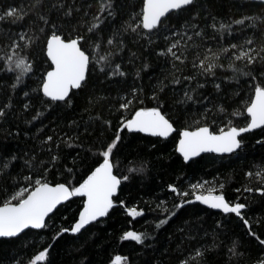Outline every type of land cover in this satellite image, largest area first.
Here are the masks:
<instances>
[{"label": "snow or ice", "instance_id": "obj_1", "mask_svg": "<svg viewBox=\"0 0 264 264\" xmlns=\"http://www.w3.org/2000/svg\"><path fill=\"white\" fill-rule=\"evenodd\" d=\"M250 6L257 7L259 12L242 15L228 23L217 21L202 0H140L139 11L129 13L118 27L113 26L121 16L118 0H28L27 6L5 4L0 8V22L19 28L15 32L9 28L3 33L7 43L0 48V72L13 74L10 89L13 92L20 89L27 98L23 111L30 115L28 123L39 120L45 111L61 106L71 108L76 96L90 87L94 73L104 80L126 79L128 73L117 61H122L128 48L127 37H131L135 44L142 43L145 50L153 49L158 58L170 64L165 78L167 82L160 81L150 97L155 106L138 107L129 113L134 102L144 104L140 97L142 88L132 87L131 99L128 95L120 97L118 111L123 110L129 115L120 120L114 137L98 146L94 153L98 159L76 183L70 180L52 182L48 176L60 164L62 145L69 148L79 146L78 133L42 138L39 133L43 128L39 129L36 138L40 140V151H25L18 171L16 162L21 157L15 154L0 157V238L12 240L26 231L35 230L39 235L49 229H56L55 240L66 234L77 237L89 225L109 217L117 207H122L128 217L143 216V210L127 207L119 197L122 185L147 168V161L143 160L138 167H121L122 162L117 156L124 142L121 133L125 131L164 140L175 134V151L185 164L202 153L221 156L236 153L244 146V134L257 129L264 132V0H250ZM209 18L212 21L210 25L205 23ZM208 28L213 35L209 36ZM257 32L260 33L259 40ZM238 36L243 37L242 42L229 41L226 46H211L212 41H223L226 37L237 39ZM157 46L159 51H155ZM225 59L227 65L222 62ZM135 60L139 57L132 52L129 63ZM148 67L147 63H142L136 77ZM185 69H188L187 73ZM221 71H230L231 75L221 77ZM33 77L36 87L30 91L23 90V87H30L25 80ZM209 80L217 93L225 84L236 85L237 88L247 84L250 92L244 98L241 91H235V96L240 99L234 100L233 104L238 107L229 112L225 104L212 103L200 92ZM169 85H183L182 95L175 99V118L167 107L166 95H162ZM103 99L106 97L99 98L97 103ZM89 103H92L91 99ZM12 111L13 100L9 96L0 104V121L7 120ZM214 114L224 117L221 120L224 126L217 123ZM233 117H244L247 121L245 126H238ZM103 123L111 127V121ZM68 127L79 128L80 125L73 121ZM84 131L88 132L87 125ZM256 143L264 147V140ZM64 171L75 179L78 169L67 167ZM246 175L249 178L255 176L264 185V167ZM190 188L191 192L181 190L176 184L168 185L169 191L181 198L179 204H174L175 209L199 202L208 209L241 217L249 226V235L256 236L249 220L243 218L248 205L227 200L222 191L223 183L219 184V191L207 180L192 183ZM244 192H258L264 198V186L245 187ZM76 198L81 200V204L74 222L70 227L60 225L57 228L56 214ZM176 215V211H171L164 218H158L155 227H164ZM63 218L68 219L67 216ZM221 227L219 223L216 225L217 229ZM151 238L146 232L133 230L125 231L121 236L122 241H134L140 245ZM256 239L259 245L264 246V239L258 236ZM216 240L214 237L213 245L198 249L196 255L203 256L204 251L218 249ZM239 246V241H232L228 247L229 259L243 255L238 251ZM51 248L52 244L43 247L28 259L27 264H52ZM11 264H21V261L13 258ZM111 264H130V261L127 256L115 255ZM254 264H264V256L258 257Z\"/></svg>", "mask_w": 264, "mask_h": 264}, {"label": "trees", "instance_id": "obj_2", "mask_svg": "<svg viewBox=\"0 0 264 264\" xmlns=\"http://www.w3.org/2000/svg\"><path fill=\"white\" fill-rule=\"evenodd\" d=\"M208 7L209 13L216 16L217 21L230 23L234 18H240L245 14L259 12L255 6H250V0H202ZM28 0H0V8L5 4L27 6ZM121 6V16L114 23L118 27L123 19H127L129 13L140 9V0H118ZM207 15V13H206ZM26 23V22H25ZM205 23L211 24L209 18ZM11 28L13 32L18 31L16 25H9L7 22H0V48L7 43L3 33ZM209 36L213 35L211 28L207 29ZM251 35V31L248 32ZM257 40L260 33H256ZM128 48L123 53L122 69L128 73L126 79L117 78L115 81L104 80L94 73L90 81V87L79 93L73 101L71 108L61 106L53 110L45 111L44 116L37 121L28 123L29 113L23 111V104L28 103L23 92L17 89L13 92L10 89L13 83V74L4 75L0 72V104L6 102L11 96L13 100V111L5 121H0V157H9L13 154L21 157L17 161V171L23 164V153L35 150L40 151L37 134L38 130L42 138L47 135H61L78 133L80 136L77 144L69 148L62 145L60 149L61 161L57 168H54L48 178L52 182L70 180L72 183L79 181L91 168L97 156L98 146L114 134L119 127L120 120L138 107H152L155 102L150 99L153 89L160 81H166L170 64L163 58H158L153 49L145 50L143 44H135L131 37H127ZM243 37L237 39L226 37L223 41H212L213 48L219 45H227L229 41L242 42ZM157 46L155 51H159ZM135 52L139 60L129 63L131 53ZM2 55V52H0ZM227 65L228 61H222ZM142 63L149 67L140 71V76L135 73L141 68ZM188 69H185L187 73ZM221 77L231 75L230 71L219 72ZM35 77L26 79L25 83L30 87H23V90L30 91L36 87ZM202 82H204L202 80ZM216 82H220L217 80ZM132 87L142 88L140 97L144 104L134 102L129 113L119 110L120 97L128 95ZM183 85H169L162 95L167 97V107L170 114L175 118V99L182 95ZM241 91L244 98L250 92L247 84L222 85V91L217 93L213 82L207 81L206 87L200 92L208 96L212 103H223L228 111H233L239 100L235 91ZM101 97L106 99L97 103ZM92 103H89V100ZM211 107V104H209ZM40 108V105H37ZM217 123L224 126L221 120L223 116L214 114ZM99 116L100 119H96ZM234 123L238 126H245L244 117H233ZM73 121L80 127L70 128ZM111 121V127L103 123ZM85 125L88 132L85 133ZM55 130V131H53ZM19 132V135L16 133ZM124 137L121 152L117 158L122 162L121 167H138L140 161H147L146 171L141 174H134L131 181L122 185L119 193L120 200L124 201L127 207H137L143 210L144 215L136 218L128 217L122 207L114 209L109 217L101 222L95 223L84 230L77 237L65 235L59 240L54 239L56 229L43 230L39 235L35 230L27 231L19 238L12 240H0V264H11L13 258L19 259L21 264H27L28 259L42 250L48 244H52L50 259L52 264H111L115 255H123L129 258L130 264H254V261L264 256V246L259 245L256 239H264V198L258 192H244L245 187H261L259 180L253 176L249 178L246 174L249 171L255 173L259 168L264 167V147L257 144V140H264V132L261 130L244 136V146L231 156L220 157L205 155L188 164L175 151V134L167 140L152 138L136 133H121ZM155 145V147H153ZM91 149V151H89ZM72 167L78 169L75 179L67 174L64 169ZM207 180L214 184L219 191V184H224L223 194L230 202H242L248 205L244 210L243 218L249 220L252 232L256 236L249 235V226H246L241 217L235 215H223L222 213L204 208L200 205L185 206L183 209H175L174 204H179L181 198L171 193L169 184H176L183 191L191 192L190 184ZM236 189H240L239 192ZM191 198V197H189ZM239 198V201H237ZM81 200L76 198L68 207H61L55 216L57 228L60 225L70 227L74 222ZM160 206L159 208L157 206ZM167 209V212L164 211ZM171 211L177 215L171 219L169 224L157 229L155 227L158 218H164ZM67 216L65 220L63 217ZM222 227L217 229L216 225ZM183 229V231H181ZM146 232L151 239L144 245L134 241H122L121 236L125 231ZM216 237L218 249L204 251L203 256H197L198 249L204 250L213 245V238ZM233 240L239 241L238 251L243 253L239 258L229 259L228 247ZM222 242V243H221Z\"/></svg>", "mask_w": 264, "mask_h": 264}, {"label": "water", "instance_id": "obj_3", "mask_svg": "<svg viewBox=\"0 0 264 264\" xmlns=\"http://www.w3.org/2000/svg\"><path fill=\"white\" fill-rule=\"evenodd\" d=\"M257 131H259V129H257V130H254V132H257ZM254 132H252V133H254ZM136 134H140V135H143V136H147V135H145V134H141V133H136ZM248 134H251V133H246V134H244V136H246V135H248ZM174 135V134H173ZM148 137H150V136H148ZM152 138H157V137H152ZM170 138V137H169ZM161 139H163V138H161ZM240 150H238L236 153H238ZM236 153H233V154H236ZM233 154H224L223 156H221L220 154H216V153H202L201 154V156H199V157H196V158H194V160H196V159H199V158H201L202 156H205V155H214V156H220V157H227V156H231V155H233ZM190 162H192V161H190ZM190 162H188V163H190ZM192 205H200L199 204V202H196V203H194V204H191V205H185V206H192ZM200 206H202V207H204V208H207L206 206H204V205H200ZM208 209V208H207ZM210 210H212V209H210ZM213 211H215V212H219V213H222V212H220L219 210H213ZM223 215H235V214H224V213H222ZM236 216V215H235ZM104 218H102V220H103ZM91 225H89L88 227H90ZM87 227V228H88ZM84 231V230H83ZM82 231V232H83ZM27 232V231H26ZM22 235V234H21ZM14 239V238H13ZM0 240H2V238H0Z\"/></svg>", "mask_w": 264, "mask_h": 264}]
</instances>
